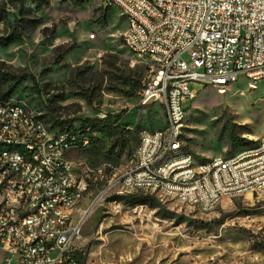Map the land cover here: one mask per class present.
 Wrapping results in <instances>:
<instances>
[{
	"label": "rangeland",
	"instance_id": "rangeland-1",
	"mask_svg": "<svg viewBox=\"0 0 264 264\" xmlns=\"http://www.w3.org/2000/svg\"><path fill=\"white\" fill-rule=\"evenodd\" d=\"M0 5L8 15L0 23L1 35L21 10L32 9L31 18L41 17L34 30H23L21 42L0 46V60L32 75L16 92L52 128L61 114L79 118L76 125L101 113L123 114L110 126L94 122L93 146L69 154L78 173L89 179L92 170L109 165L97 151L104 153L116 141L119 123L127 145L119 165L111 166L123 174L134 163L142 133L164 129L167 121L162 103L140 98L150 64L124 45L122 11L111 0H0ZM189 88L198 94L184 104L188 113L181 140L195 164L264 136V80L253 90L242 76L224 94L201 82L192 81ZM83 94L95 102L89 104ZM110 180L93 181L75 208V219L83 222L75 243L83 264H264V190L228 196L203 210L161 192L130 191L120 184L102 195ZM159 234L171 238L158 240Z\"/></svg>",
	"mask_w": 264,
	"mask_h": 264
},
{
	"label": "built area",
	"instance_id": "built-area-1",
	"mask_svg": "<svg viewBox=\"0 0 264 264\" xmlns=\"http://www.w3.org/2000/svg\"><path fill=\"white\" fill-rule=\"evenodd\" d=\"M113 1H121L124 16L133 19V29L123 34V42L133 41L134 52H140L150 64L140 98L143 103L164 105L170 129L167 135H157L154 130L140 137L134 163L124 176L112 178L109 169L115 168L102 165L92 170L88 179L69 159L71 151L86 145L77 141V134H82L79 126L58 128L57 135L43 134L41 125L28 117V127L10 124L13 114H26V109L13 105L14 96L9 105H0L4 126L17 129V137L9 143L35 147L36 156L48 161V169H38L20 152L0 154L11 173V180L0 181V191L7 192V199H0V264H83L77 249L71 248V241L80 237L82 218H71V213L61 216V208L71 199L84 196L93 181H156L172 189L174 195L204 200L209 205L230 191L250 188L264 180V136L257 149L235 160L214 156V161L205 165V177L200 182H192L193 171H188L192 151L186 150L184 159L160 165L164 151L183 146L181 114L187 113L184 104L198 93L189 88L190 82L216 85L224 94L227 79L245 76L253 84V78L264 77V0ZM152 61L160 62L159 74H151ZM107 114L101 113L100 118ZM89 130L90 126L85 129ZM27 131H34L35 139L20 142V134ZM162 138H169V145H162ZM51 170H59V181H51ZM14 179L28 182L30 194H22L19 204L7 208ZM36 188H47V196L34 198ZM109 190L108 183L102 195ZM37 210H45V217H37Z\"/></svg>",
	"mask_w": 264,
	"mask_h": 264
},
{
	"label": "bare ground",
	"instance_id": "bare-ground-1",
	"mask_svg": "<svg viewBox=\"0 0 264 264\" xmlns=\"http://www.w3.org/2000/svg\"><path fill=\"white\" fill-rule=\"evenodd\" d=\"M113 4L118 7L122 13H124V5L121 1H113ZM127 27L124 31V34H129L131 29H133V19L126 17ZM124 45L129 49L130 52L136 53L140 55V52H134L133 49V41H125ZM160 73V62L152 61L151 65V74H159ZM241 77L237 79H227L226 80V92L231 88L232 84L238 81ZM248 79V77H246ZM261 80H264V77L253 78V84L250 83V79H248V84L250 89H257L259 87V83ZM253 85H257L253 87ZM216 87V85H212ZM220 93H223L222 89H218ZM198 94V93H197ZM196 94V96H197ZM14 96V97H13ZM194 96V98L196 97ZM13 97V105L21 106L22 109H26V114H13L10 117V124H19L21 123V127H28V119L32 122H38L41 125V133L48 135H57L58 128H52L50 124L41 117L40 113L35 110L34 107L30 106L27 101L23 98V96H19V93L15 91V93L10 97ZM10 98L6 100L0 99V105H9ZM22 98V99H21ZM193 98V99H194ZM188 113V112H187ZM187 113L181 114V122H184L186 119ZM28 117V119H27ZM166 120H169V113H166ZM4 127V128H3ZM91 127V126H90ZM167 129H170V121H167L166 127L164 129L157 130V135H167ZM150 135V131H145L141 136ZM17 137V129H12V126H4V118H0V154L3 155H14L16 152H20V155L29 157V165L34 167H38V169H48V161L42 157L36 156V148L35 147H22V143L19 142H11L13 139ZM35 139L34 131H27L23 134H20V142H28ZM77 141L86 142L84 147H88L91 143V138L89 134H85L82 131V134H77ZM261 142V138L255 141L254 144L248 145L246 147L240 148L237 151L228 154L221 155L222 159L225 160H235L236 157H239L242 153L249 152L251 150L258 148V143ZM162 145H169V138H162ZM190 151V150H187ZM186 157V149L183 146H173L169 148L167 151H164L162 157H160V165H168L175 162L177 159H184ZM210 161H214L213 158H207L199 161L197 164L194 163V155L191 156L190 161H188V171H193L192 182H200L201 177H205V165H208ZM116 169H109V176L112 178H120V176H124L126 171L118 175L116 174ZM11 180V173L9 169L6 168L5 160L0 156V181H9ZM51 181H59V170H51ZM121 185L125 190H152L161 192L168 196H173L178 198L179 200L188 203L194 204L202 208L203 210H211L215 208L218 204L222 202V200L228 196L244 194L252 191H262L264 190V180L257 184L250 185V188L244 189H235L230 191L229 195L223 198H219V200H215L213 204L206 205L204 200H196L195 198L182 197L181 195H174V191L172 189L167 188L164 185H158L156 181H148V184L145 183H136L131 182L129 180H110L109 189L116 187L117 185ZM22 194H30V187L28 182H24L22 179H14V192L10 194V200H7V208H14V204H19L22 198ZM47 196V188H36L34 191V198H45ZM80 199H71L68 201V204H63L61 208V216H70L71 218H75V210L76 206L80 202ZM0 199H7V192L0 191ZM37 217H45V210H37ZM167 238H171L165 234H159L156 236L158 240H166ZM79 238L71 241V248H75V243ZM176 244V243H175Z\"/></svg>",
	"mask_w": 264,
	"mask_h": 264
},
{
	"label": "trees",
	"instance_id": "trees-1",
	"mask_svg": "<svg viewBox=\"0 0 264 264\" xmlns=\"http://www.w3.org/2000/svg\"><path fill=\"white\" fill-rule=\"evenodd\" d=\"M33 12L32 9H28L27 12L25 10H21V16L17 20L16 23L10 24L9 29L5 30L4 34H0V46L1 47H8L11 44H14L16 42H21L24 38V32L23 30H34L37 25L41 21V17H30V14ZM8 15L5 8L1 7L0 5V23L3 21H7ZM32 78V75L28 73L25 69H19L15 68L12 64H9L8 62L4 60H0V99L6 100L10 98L16 91V89L25 81ZM48 86V85H47ZM102 87V86H100ZM65 88V85H63V89ZM143 89V87H142ZM141 89V91H142ZM140 91V92H141ZM133 95V93H131ZM84 98L87 100L89 104H93L95 100L93 98L88 97L86 94L84 95ZM61 108L64 109L63 106ZM80 110H76L73 114H77ZM41 115V114H40ZM42 118L46 120L44 115H41ZM123 118V114H119L114 118L112 114H107L105 118H88L81 122V124L76 125V122L79 121V118H67L65 119L63 117V114L59 116V118L56 119L55 123L57 126L56 128L60 129H70L75 128L76 126H79L80 131H84L85 134H89L91 138V143L87 148H90L93 146V139L91 137V127L94 125V122H100L105 125L115 124L120 119ZM47 121V120H46ZM48 122V121H47ZM49 123V122H48ZM50 124V123H49ZM51 126V125H50ZM90 127L89 131H85V129ZM114 129L117 131L116 134H118V137L116 141L114 140L109 149L105 151L104 153H100L97 151V154L102 156V162L118 166L119 162L122 159V156L124 155V149L127 145V139L125 138L124 129L122 126L118 123L116 126H114ZM255 141H251L248 143V145L254 144ZM86 148V147H84Z\"/></svg>",
	"mask_w": 264,
	"mask_h": 264
},
{
	"label": "crops",
	"instance_id": "crops-1",
	"mask_svg": "<svg viewBox=\"0 0 264 264\" xmlns=\"http://www.w3.org/2000/svg\"><path fill=\"white\" fill-rule=\"evenodd\" d=\"M70 154V153H69Z\"/></svg>",
	"mask_w": 264,
	"mask_h": 264
}]
</instances>
